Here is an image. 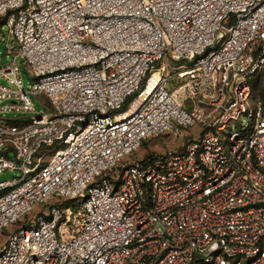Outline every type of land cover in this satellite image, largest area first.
I'll return each instance as SVG.
<instances>
[{
  "label": "built area",
  "instance_id": "2783aa9c",
  "mask_svg": "<svg viewBox=\"0 0 264 264\" xmlns=\"http://www.w3.org/2000/svg\"><path fill=\"white\" fill-rule=\"evenodd\" d=\"M0 27V264H264V0H0Z\"/></svg>",
  "mask_w": 264,
  "mask_h": 264
},
{
  "label": "rangeland",
  "instance_id": "374dc122",
  "mask_svg": "<svg viewBox=\"0 0 264 264\" xmlns=\"http://www.w3.org/2000/svg\"><path fill=\"white\" fill-rule=\"evenodd\" d=\"M4 31H5V28L0 27V67L8 64L11 61V56L6 55V52H5V42L2 39V34ZM17 64H18V69H19V79L21 81L22 86L25 89H30L33 83V78L28 74L27 67L20 60L17 61ZM168 64L172 66L174 65V63L172 62H169ZM255 79H257L258 81L259 87L261 89H264V67H262L257 72ZM176 83L177 81L173 80L172 85H175ZM0 85H6L5 81L0 79ZM30 100L34 107L35 113L37 115L45 113L47 106L45 104V97L43 95H39L37 97L31 96ZM252 102H253L252 104L255 105L257 101L256 102L252 101ZM2 104H6V103H2ZM125 108H126V105L123 107L122 111ZM19 116L21 115L19 114H6L5 115L6 118H16ZM197 132H198V129L196 128L191 129V130L181 129V134L178 138H173L169 135H163L158 139H148L145 143L141 145L139 150L135 154H133L132 159L136 162H140L146 157H154L164 152H168V151L177 152L183 147V144L189 138L196 137ZM10 157L13 158V155L11 154ZM18 177H19L18 172H4L0 174V182L8 181V180L15 179ZM19 225L20 223L18 222L17 224H14L10 226L9 228L5 229L0 234V247L1 245H3V243L7 239L8 235L11 232L15 231Z\"/></svg>",
  "mask_w": 264,
  "mask_h": 264
},
{
  "label": "trees",
  "instance_id": "16d2710c",
  "mask_svg": "<svg viewBox=\"0 0 264 264\" xmlns=\"http://www.w3.org/2000/svg\"><path fill=\"white\" fill-rule=\"evenodd\" d=\"M257 75V73L252 77V81H251V103H253L252 101H257L256 103H260V105L262 106V108H264V89H261L259 87L258 81L257 79H255V76ZM254 78V79H253ZM255 104V103H254ZM9 124H14L17 125L19 124V120H9L8 121Z\"/></svg>",
  "mask_w": 264,
  "mask_h": 264
},
{
  "label": "bare ground",
  "instance_id": "6f19581e",
  "mask_svg": "<svg viewBox=\"0 0 264 264\" xmlns=\"http://www.w3.org/2000/svg\"><path fill=\"white\" fill-rule=\"evenodd\" d=\"M158 79H159V73L157 71H155L154 73L151 74V77L149 78L148 83H147V91L148 92L154 88Z\"/></svg>",
  "mask_w": 264,
  "mask_h": 264
}]
</instances>
